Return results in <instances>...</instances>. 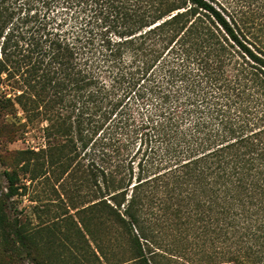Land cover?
<instances>
[{"label":"trees","instance_id":"obj_1","mask_svg":"<svg viewBox=\"0 0 264 264\" xmlns=\"http://www.w3.org/2000/svg\"><path fill=\"white\" fill-rule=\"evenodd\" d=\"M10 106L42 142L3 170L0 264H62L2 200L47 172L105 264H264V0H0Z\"/></svg>","mask_w":264,"mask_h":264},{"label":"rangeland","instance_id":"obj_2","mask_svg":"<svg viewBox=\"0 0 264 264\" xmlns=\"http://www.w3.org/2000/svg\"><path fill=\"white\" fill-rule=\"evenodd\" d=\"M5 93H9V90ZM20 122L25 124L23 127L25 130H31L19 109L13 110L11 106L0 109V197L6 186L3 170L10 168L8 164L15 161L10 154L15 150L36 146L42 142L33 138L28 132L10 138V132L5 130H11L13 124L17 125ZM20 178L25 186L22 194L3 197L2 200L9 216H18L21 221L25 220L32 232L41 239L42 243L44 242L39 250L41 256L52 262L60 259L62 264H105L102 256L95 251L92 237L87 234L82 237L75 231L76 210L90 204V201L87 202L88 198L78 196L79 193L74 187L66 184L65 180H59L56 172H47L34 180H29L27 175H20ZM101 242L107 244V241L101 240ZM103 249L107 252L108 245ZM92 252L99 257V263ZM110 252L111 255H117L114 258L117 261L129 256L122 246L111 248L107 256ZM125 264L132 263L127 261Z\"/></svg>","mask_w":264,"mask_h":264}]
</instances>
